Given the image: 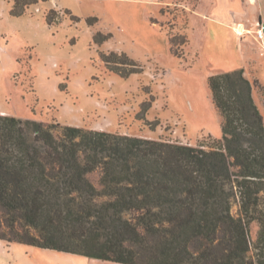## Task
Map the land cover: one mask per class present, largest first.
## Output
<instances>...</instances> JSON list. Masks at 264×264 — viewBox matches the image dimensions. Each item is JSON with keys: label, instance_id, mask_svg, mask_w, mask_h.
Returning a JSON list of instances; mask_svg holds the SVG:
<instances>
[{"label": "trees", "instance_id": "1", "mask_svg": "<svg viewBox=\"0 0 264 264\" xmlns=\"http://www.w3.org/2000/svg\"><path fill=\"white\" fill-rule=\"evenodd\" d=\"M14 2L20 17L36 0ZM169 43L180 57L173 47L189 41ZM99 58L122 79L143 73L122 52ZM207 85L221 138L195 145L0 113V241L114 264H264V120L253 85L243 69Z\"/></svg>", "mask_w": 264, "mask_h": 264}, {"label": "rangeland", "instance_id": "2", "mask_svg": "<svg viewBox=\"0 0 264 264\" xmlns=\"http://www.w3.org/2000/svg\"><path fill=\"white\" fill-rule=\"evenodd\" d=\"M256 1L52 0L44 5L36 0L15 17L14 0H0V113L183 144L208 143L221 138V118L207 79L243 69L264 120L263 42L254 34L261 23L255 9L261 6L243 4ZM90 17L98 19L93 26L85 24ZM237 29L241 36H235ZM97 32L112 37L96 46L92 37ZM181 34L189 44L173 47L177 57L169 36ZM109 51L139 62L143 73L122 79L107 71L99 53ZM250 229L255 239L257 225ZM0 264L109 263L0 242Z\"/></svg>", "mask_w": 264, "mask_h": 264}, {"label": "crops", "instance_id": "3", "mask_svg": "<svg viewBox=\"0 0 264 264\" xmlns=\"http://www.w3.org/2000/svg\"><path fill=\"white\" fill-rule=\"evenodd\" d=\"M51 1L52 0H46V1H43V4L44 5H46V4H50L51 3ZM258 1V2H257ZM256 1V3H254L253 5L251 4V3H247V4H245V3H243L244 5H246V6H252L253 7V9H254V7L255 6H258V4L261 6V9H255V15H256V21H259V22H261V23H263L264 24V21H262V19L264 18V12L262 11L263 10V8H262V4L264 5V0H257ZM252 9V8H251ZM38 13V12H37ZM249 21V20H248ZM235 21H234V24H231L230 25V27H231V29L232 30H234V29H236L235 28ZM242 31H239V29H237V31L235 32V36H237V35H239V36H241L242 35V33H241ZM261 45V50H262V56H263V58H264V41H263V43H261L260 44ZM264 61V60H263ZM263 66H264V63H263ZM1 242V241H0ZM1 243H3V242H1ZM3 244H5V243H3ZM7 247L10 245H7V244H5ZM32 248V247H31ZM90 261H98V260H93V259H90ZM103 262V261H102ZM105 263H109V264H114V263H110V262H105Z\"/></svg>", "mask_w": 264, "mask_h": 264}, {"label": "built area", "instance_id": "4", "mask_svg": "<svg viewBox=\"0 0 264 264\" xmlns=\"http://www.w3.org/2000/svg\"><path fill=\"white\" fill-rule=\"evenodd\" d=\"M254 34L257 40H260L261 42L264 41V24L263 23L257 24Z\"/></svg>", "mask_w": 264, "mask_h": 264}, {"label": "bare ground", "instance_id": "5", "mask_svg": "<svg viewBox=\"0 0 264 264\" xmlns=\"http://www.w3.org/2000/svg\"><path fill=\"white\" fill-rule=\"evenodd\" d=\"M239 31H241V30H239Z\"/></svg>", "mask_w": 264, "mask_h": 264}]
</instances>
